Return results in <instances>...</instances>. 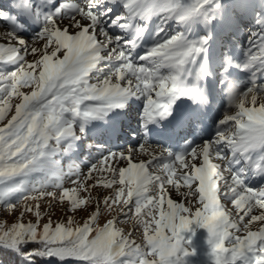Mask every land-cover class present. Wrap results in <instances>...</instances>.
<instances>
[{"label":"snow or ice","instance_id":"snow-or-ice-1","mask_svg":"<svg viewBox=\"0 0 264 264\" xmlns=\"http://www.w3.org/2000/svg\"><path fill=\"white\" fill-rule=\"evenodd\" d=\"M43 2L47 12L34 0H13L17 17L41 23L34 39L24 40L11 27L0 32L4 41L0 42V205L9 209L16 207L10 197L23 191L26 178L44 167L50 149L63 140L80 139L88 123L123 109L130 99L145 100V134L149 124L172 116L180 98L208 103L200 82L209 72L198 64L207 37L191 41L177 32L143 54L133 56V52L151 17L159 16L164 24L203 16L210 23L215 17L206 9L209 5L218 9L216 0ZM256 23L258 30L249 34L244 60L236 64L224 57L221 84L226 85L227 96L229 85L238 82L237 99L225 106L214 139L182 153L156 145L157 155L147 140L107 152L100 163L111 159L123 166L110 170L111 179L103 187L113 189V194L102 201L90 194L80 196L88 191L84 181L96 164L87 172L69 167L67 172L53 174L20 198L37 199L30 193H38L40 199L51 197L60 204L66 200L70 212L95 199L94 210L75 227L71 217L53 225L50 214L41 225L40 205L35 209L26 205L18 222L0 224V249L22 264L73 260L81 264H181L182 256L190 254L182 247V233L197 224L207 229L213 264H236L250 253H255L252 264H264V187L247 184L256 177L264 179V14ZM162 31L158 27L156 35ZM29 55L34 59L28 60ZM230 68L248 73V80L230 79ZM13 96L20 100L14 106L10 103ZM13 107L14 114L8 118ZM194 120L187 113L177 124ZM138 155L149 159L136 160ZM177 162L184 169L179 174ZM66 179L75 187H66ZM173 190L179 201L172 198ZM113 206L126 219L98 224L102 211ZM255 209H260L259 214ZM28 212L36 217L35 222H24ZM132 218L142 227L139 243L117 226Z\"/></svg>","mask_w":264,"mask_h":264},{"label":"rangeland","instance_id":"rangeland-1","mask_svg":"<svg viewBox=\"0 0 264 264\" xmlns=\"http://www.w3.org/2000/svg\"><path fill=\"white\" fill-rule=\"evenodd\" d=\"M185 2H187V0H185ZM216 3L220 5L218 9H216L213 5H209L206 9L209 16L215 17V19L211 20L210 23L207 22L203 16H198L186 23H178L176 20H168L166 23L162 24L160 17L154 16L150 22V34L147 31L144 34L147 33L151 35L154 41L157 42L164 37L171 36L177 32L185 33L187 38L191 41H198L201 38L207 37V44L205 48L212 44L211 37L217 36L216 40L218 41L219 39L220 43L218 44V52L219 50L226 51L228 47L236 49L238 48L237 55H242L247 46L250 32L258 30L256 21L258 16L264 14V0H216ZM242 4L246 6L242 7ZM158 27H163L164 31L160 32L159 35H156ZM38 33H36V35ZM36 35L25 36V38H27L28 40H32ZM144 39L148 38L144 37ZM222 54L223 53L220 52V57L222 56ZM38 55L39 54H37V56ZM32 59H34V57L29 55L28 60L31 61ZM237 59H239V57L236 58V60ZM8 70H11V67H9ZM20 91L28 93L30 89L21 88ZM19 102L20 100L15 96H13L10 100V103L13 106ZM233 102L234 101L232 100L231 103ZM133 105H136L135 107H137V104L133 103ZM228 110L230 112L233 111V109L231 108H229ZM12 114H14V107L13 111L8 113V118H10ZM221 118L222 116L220 117V119ZM77 123L79 122L77 121ZM84 137L85 136L83 135L80 139H78L79 145L77 147L71 148V145L69 144L70 140H63L54 150L50 149L51 155L45 158L43 162L44 167L39 171L31 173L26 178L24 190L21 192H17L10 197L11 201L16 205L15 209H9L6 206L0 205V224L11 225L12 223L18 222L20 219V213L24 211L26 205L35 209V206L39 204L42 213L40 220L41 225L48 222V214H50L51 216L53 225H55V223L58 221L67 222L68 217L72 218L73 227L81 225L83 221L88 218V215L91 213V211L94 210L95 199L86 200L85 205H82L75 211L70 212L65 207V204L67 203L66 200L64 204H60L57 203L56 200H53L51 197L40 199L38 193H30V195L36 196L37 199H29L25 201L20 198L21 196L29 192L33 188V186L39 185V183L47 180L55 173H59L61 171L67 172L69 167L87 172L90 166H93L95 164L97 165V167L92 170L91 176L84 181L89 186V188L87 192L82 191L80 193L81 198H87L90 194L92 198L98 197L102 201L105 195L113 194V189H107L103 187V185L111 179L110 170L123 166V164L117 163V161L111 159L105 161L104 163H100L102 155L111 150L98 146V142L94 141L91 138V135H86V137ZM151 144L152 147L150 149L155 151L158 155V147L156 146V144ZM133 145L135 144H128L124 148L120 149H116L113 147V151H122L125 148L132 147ZM140 159L147 160L149 159V157L145 155L136 156V160ZM181 171H184V169H181L177 162L178 174ZM225 175L228 174L225 173ZM65 186L75 187V185L71 183V179H66ZM116 186H119L118 183ZM260 187H264V182L257 185V188ZM53 190L54 189L52 188H48V191ZM172 198L177 201L181 199L180 197L175 195L174 190ZM227 206L229 208L231 207L230 204H228ZM101 207L103 209V204H101ZM259 212L260 209L254 210L255 214H259ZM115 218H119L120 220L126 219L119 212L118 206H113L111 210H103L98 217L97 223L103 225L108 219ZM23 220L24 222H35L36 217L32 212H28L24 215ZM117 226L122 228L125 233H131L132 239L136 240L138 243L141 242L142 227L137 224L135 218L128 219L126 223H119ZM252 227L253 229H255L257 225L254 224ZM182 237V247L187 249L190 254L187 256H182L181 264H184L185 261H187L188 263L196 264V259L198 256L207 257L211 254V245L209 244V234L207 232V229L200 227L197 224H192L190 225L189 230H186L182 233ZM254 256L255 253L246 254L245 257L239 259L236 264H252ZM70 262H75L74 264H81V262L75 260ZM203 262L204 261H202L201 263Z\"/></svg>","mask_w":264,"mask_h":264},{"label":"bare ground","instance_id":"bare-ground-1","mask_svg":"<svg viewBox=\"0 0 264 264\" xmlns=\"http://www.w3.org/2000/svg\"><path fill=\"white\" fill-rule=\"evenodd\" d=\"M5 27H9V26L5 22H3V21L0 20V32H4L6 30ZM29 33H31V31ZM24 34H26V33H24ZM21 37L24 40H28L27 38H25V36H22L21 35ZM144 37H146L148 39H144L143 38V40L141 42L142 43H146V46H148V47H151V46H153L154 44L157 43V41L153 42V40H152L151 37H148V36H144ZM0 42H3V41L0 40ZM142 43H140V44H142ZM200 85H202V83ZM131 100H132V103L131 104L132 105H133V103L134 104H137L138 109L139 110H142V113H143V107H144V104H145V100L142 97H135L133 99H130L129 101H131ZM129 101L127 102L126 106L123 109L114 110L111 113H109L104 119H102V120H94V121H91L90 123H88L86 125L88 131L89 132H93V133H98L99 130L102 129V128H105L106 130L107 129H112V127H114L113 126V122L117 121V119L120 117V111L121 110L128 109L130 107ZM179 105H183V103H179ZM214 125H215V127L217 129V123H214ZM148 132H149V126H148ZM145 139H148V138H145ZM78 143H79V140L78 139L70 140L69 141V144L71 145V148L72 147H77L79 145ZM169 143H170V141H169ZM172 146H173V144L171 143L170 147H172ZM150 151H153V150L150 149ZM262 180H264V179H262ZM200 258H202V259H200ZM202 261H204V262L201 263ZM210 263L211 264L213 263L211 254L209 256H207V257H205V256H198L197 259H196V264H210ZM184 264H192V263H188L187 261H185ZM193 264H195V263H193Z\"/></svg>","mask_w":264,"mask_h":264},{"label":"trees","instance_id":"trees-1","mask_svg":"<svg viewBox=\"0 0 264 264\" xmlns=\"http://www.w3.org/2000/svg\"><path fill=\"white\" fill-rule=\"evenodd\" d=\"M75 262H68V264H74ZM0 264H22V261L13 254L7 252L5 249H0ZM41 264H46V262H41Z\"/></svg>","mask_w":264,"mask_h":264},{"label":"clouds","instance_id":"clouds-1","mask_svg":"<svg viewBox=\"0 0 264 264\" xmlns=\"http://www.w3.org/2000/svg\"><path fill=\"white\" fill-rule=\"evenodd\" d=\"M236 83H238V82H233L232 84L229 85V96H230V99H232L233 101H235L237 99L236 89H235Z\"/></svg>","mask_w":264,"mask_h":264}]
</instances>
